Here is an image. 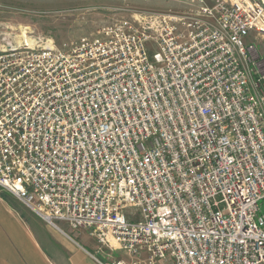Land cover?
Returning a JSON list of instances; mask_svg holds the SVG:
<instances>
[{"label": "built area", "instance_id": "2783aa9c", "mask_svg": "<svg viewBox=\"0 0 264 264\" xmlns=\"http://www.w3.org/2000/svg\"><path fill=\"white\" fill-rule=\"evenodd\" d=\"M184 4L61 48L0 30V189L97 264H264V0Z\"/></svg>", "mask_w": 264, "mask_h": 264}, {"label": "rangeland", "instance_id": "374dc122", "mask_svg": "<svg viewBox=\"0 0 264 264\" xmlns=\"http://www.w3.org/2000/svg\"><path fill=\"white\" fill-rule=\"evenodd\" d=\"M186 8L184 0H0V30L10 43L28 41L61 48L92 37L103 25L133 13L182 12ZM256 43L264 56V40ZM13 199L55 264H97L92 255L105 259L96 253L97 244L87 231L72 230L66 223H59L63 233L22 201ZM260 207L264 213V200ZM75 253L82 255L80 263L73 257ZM113 256L125 257L121 251Z\"/></svg>", "mask_w": 264, "mask_h": 264}, {"label": "crops", "instance_id": "0c3cea01", "mask_svg": "<svg viewBox=\"0 0 264 264\" xmlns=\"http://www.w3.org/2000/svg\"><path fill=\"white\" fill-rule=\"evenodd\" d=\"M14 197L0 189V264H55ZM73 257L80 263L82 255Z\"/></svg>", "mask_w": 264, "mask_h": 264}]
</instances>
